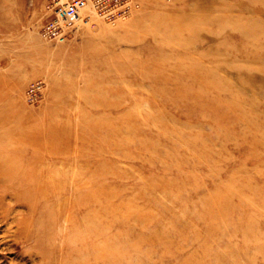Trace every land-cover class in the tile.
Masks as SVG:
<instances>
[{
    "label": "rangeland",
    "instance_id": "374dc122",
    "mask_svg": "<svg viewBox=\"0 0 264 264\" xmlns=\"http://www.w3.org/2000/svg\"><path fill=\"white\" fill-rule=\"evenodd\" d=\"M48 2L0 0V137L40 116L72 134L52 172L65 196L41 207L81 190L55 264H264V0H132L62 42L41 33ZM12 184L0 264H47Z\"/></svg>",
    "mask_w": 264,
    "mask_h": 264
},
{
    "label": "bare ground",
    "instance_id": "6f19581e",
    "mask_svg": "<svg viewBox=\"0 0 264 264\" xmlns=\"http://www.w3.org/2000/svg\"><path fill=\"white\" fill-rule=\"evenodd\" d=\"M38 119V122L34 125L28 123L16 132L9 134L6 132L4 140H2L3 137H0L2 140L0 141V148L6 149L9 153L6 157L0 156V189L7 190L6 187L9 186V183H13L19 188L20 197L29 202L32 210V215L26 221L28 227L23 228V230L29 233L28 236L33 239L35 245H38L41 249H45L48 253L49 246H53L52 240L55 235L53 229L55 220L60 215L58 213L62 210L65 211L66 209L77 207L74 196H81L82 194L81 190L76 191L78 188H72L70 193L74 195L73 197L69 195L62 202L55 201L57 204L52 205L54 207L50 209L41 208L45 203H50L55 198L56 193L62 194L63 197L65 196L64 190H60L59 185L61 181L59 177L52 172L56 167L57 161L55 159L59 154H65L66 160L70 158L72 134L68 132L65 126L60 127L52 119H49L48 116H40ZM84 134L82 133L78 138H82ZM10 143H14V145L12 146ZM29 152L31 156L27 155ZM45 158L47 161H43ZM67 193L70 194L69 192ZM86 197L87 193L85 194L84 202L82 201V197L79 200L85 204ZM68 217L70 222L73 223V228L70 227V229H73L72 233L81 236L80 233L83 230L81 225L77 226V218L74 215ZM95 232L97 233V231ZM63 236L64 234L62 233L61 238ZM54 252L55 250H52L47 255L45 254L47 257L44 258H48L47 264H55L52 257ZM89 256L92 255H88L87 259Z\"/></svg>",
    "mask_w": 264,
    "mask_h": 264
},
{
    "label": "built area",
    "instance_id": "2783aa9c",
    "mask_svg": "<svg viewBox=\"0 0 264 264\" xmlns=\"http://www.w3.org/2000/svg\"><path fill=\"white\" fill-rule=\"evenodd\" d=\"M131 6L132 0H50L41 33L47 39L62 42L74 31L85 11L90 10L105 20H113L128 13ZM39 86L38 81L29 86V97L36 96Z\"/></svg>",
    "mask_w": 264,
    "mask_h": 264
}]
</instances>
